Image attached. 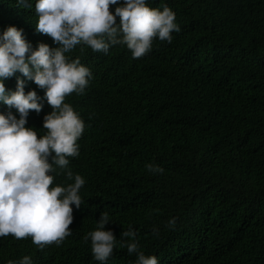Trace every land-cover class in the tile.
I'll return each mask as SVG.
<instances>
[{"label":"trees","instance_id":"1","mask_svg":"<svg viewBox=\"0 0 264 264\" xmlns=\"http://www.w3.org/2000/svg\"><path fill=\"white\" fill-rule=\"evenodd\" d=\"M147 2L176 13L180 31L170 43L154 39L136 59L123 44L66 53L92 72L83 94L65 98L85 122L79 155L68 158L85 179L71 234L42 250L31 237H0V264L23 255L33 264H101L84 236L102 212L117 239L105 264H135L131 239L159 264H264V0ZM27 4L0 0V33L16 25L34 48L57 47L36 31L35 0ZM17 76L44 105L29 110L26 124L42 135L52 111L44 89L19 72L5 79L6 89L15 90ZM9 110L19 118L0 102V112ZM147 163L164 172H149ZM53 175V185L73 182L63 170ZM171 217L174 227L166 226ZM130 227L136 236L122 239Z\"/></svg>","mask_w":264,"mask_h":264},{"label":"clouds","instance_id":"2","mask_svg":"<svg viewBox=\"0 0 264 264\" xmlns=\"http://www.w3.org/2000/svg\"><path fill=\"white\" fill-rule=\"evenodd\" d=\"M30 7L27 0H17ZM110 5H118L114 12ZM36 31L50 36L57 47L40 42L33 47L23 29L9 25L0 33V102L9 110L0 112V237L11 234L16 239L31 237L39 249L55 243L59 246L71 234L73 205L82 203L80 189L85 179L68 167L69 157L79 155L78 139L85 122L65 98L75 92L83 94L92 78L89 67L79 57L69 59L66 53L83 44L94 52L107 53L116 44L125 45L133 59L149 52L153 40L171 42L172 32L180 31L176 13L167 5L151 7L147 0H35ZM117 17L119 22L117 23ZM17 72L44 89V98L52 111L45 114L43 129L26 127L29 110L39 113L43 108L35 89L25 92V79L16 77L15 90L6 89L5 79ZM153 173H163L160 165L147 163ZM57 169L63 170L66 186L53 185ZM111 220L102 212L95 230L85 234L91 241L93 259L105 264L117 245L113 230L105 225ZM176 217L166 226L174 227ZM153 234L159 229L153 227ZM121 238H134L130 227ZM129 254L136 253L135 264H159L156 255H146L136 239L126 241ZM7 264H33L30 255Z\"/></svg>","mask_w":264,"mask_h":264}]
</instances>
